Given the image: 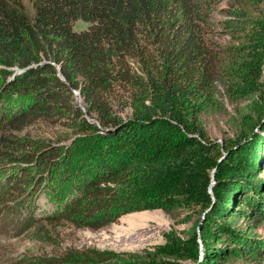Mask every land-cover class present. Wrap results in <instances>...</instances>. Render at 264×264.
Masks as SVG:
<instances>
[{
	"label": "trees",
	"instance_id": "1",
	"mask_svg": "<svg viewBox=\"0 0 264 264\" xmlns=\"http://www.w3.org/2000/svg\"><path fill=\"white\" fill-rule=\"evenodd\" d=\"M221 1L32 0L29 17L21 0H0V78H9L14 92L30 94L0 116V157L22 162L2 179L0 204L25 192L26 164L34 160L31 153L20 154L27 138L10 132L37 120L77 118L82 114L73 101L77 92L100 126L78 124L101 129L107 146L89 176L68 188L48 223L98 229L131 212L206 209L199 225L181 234L164 232V242L151 250L89 248L79 256L24 258L18 264H215L234 255L264 260V240L231 222L238 216L255 228L264 221V183L258 178L264 170V52L253 32L236 44L212 39L211 12ZM77 20L87 22L86 28L73 30ZM217 75L228 82L230 98L256 104L246 119L248 134L241 133L244 141L223 144L226 156L220 161L221 146L208 138L199 118L214 103ZM122 97L131 107L127 121L113 116L109 103ZM56 154L41 153V162L52 163ZM208 168H215L213 198L207 193ZM72 188L77 189L70 196Z\"/></svg>",
	"mask_w": 264,
	"mask_h": 264
},
{
	"label": "rangeland",
	"instance_id": "2",
	"mask_svg": "<svg viewBox=\"0 0 264 264\" xmlns=\"http://www.w3.org/2000/svg\"><path fill=\"white\" fill-rule=\"evenodd\" d=\"M21 1L25 13L32 17V0ZM86 26L87 22L77 20L72 29L78 31ZM210 29L212 39L222 45L236 44L246 34L253 32L258 39L259 48L264 52V0H222L211 12ZM261 69L264 80V58ZM12 70L15 72L17 69ZM8 80L9 78L1 81L0 78V116L12 112L20 100H25L30 95H20L8 88ZM212 86L214 103L199 118L208 138L221 146L222 154L218 158L220 161L226 156L223 144L231 141L237 146L244 141L241 133L248 134L246 119L256 104L251 99L230 98L227 95L228 82L219 75ZM72 95L75 105L82 112L77 118L69 115L55 121L37 120L20 131L10 132L14 136L27 138L28 145L20 149V154L31 153L34 160L26 164L29 176L26 177L28 183L23 187L25 192L11 204H0V264H18L24 258L33 260L36 257H64L70 253L79 256V253L89 248L115 253L151 250L154 245L164 242V232L173 229L181 234L202 222L206 209L194 205L178 208L170 213L160 209L131 212L98 229L76 227L67 221L48 223L46 218L55 214L66 201L68 188L81 184L89 176L93 163L100 159L107 146V139L103 137L101 129L86 130L85 127H80L81 124L78 123L81 121L97 127L100 125L95 115L84 111L79 94L72 92ZM109 103L113 116L121 121L131 118V107L127 105L126 98H110ZM253 127L255 131L259 124ZM234 147L235 145L232 149ZM47 150L57 153L52 163L41 162V153ZM20 164L22 162L16 159L0 157V200H3L4 195L2 179L11 175L12 171L16 173ZM214 170L215 168H208L204 171V175L209 178L207 193L211 197ZM39 174L41 176L37 178ZM36 178L38 180H33ZM258 178L264 183V170L260 171ZM34 182V185H38L37 188L32 193H27ZM76 189H71L70 196L76 193ZM231 222L237 228H247L251 237L258 241L264 240V221L255 228L248 226L251 224L248 219L238 216L232 218ZM198 230L199 228L196 229L197 240ZM211 240V236L207 238V241ZM225 244L227 243L219 245L222 247ZM198 250L200 255V250H203L202 242H198ZM182 264L195 263L186 261ZM215 264H264V260L241 259L234 255Z\"/></svg>",
	"mask_w": 264,
	"mask_h": 264
},
{
	"label": "water",
	"instance_id": "3",
	"mask_svg": "<svg viewBox=\"0 0 264 264\" xmlns=\"http://www.w3.org/2000/svg\"><path fill=\"white\" fill-rule=\"evenodd\" d=\"M56 70H58V67H56ZM56 75L59 76L58 73H57ZM104 130H108V129H104ZM198 242H200V240H198ZM201 253H202V252H201V250H200V255H201ZM200 255H199V257H200Z\"/></svg>",
	"mask_w": 264,
	"mask_h": 264
}]
</instances>
